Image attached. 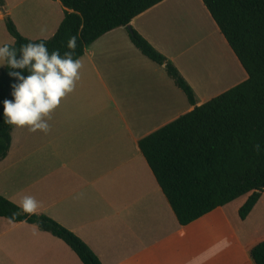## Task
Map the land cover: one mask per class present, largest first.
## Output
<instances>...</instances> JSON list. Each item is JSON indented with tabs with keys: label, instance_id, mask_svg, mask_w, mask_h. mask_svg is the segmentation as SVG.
Wrapping results in <instances>:
<instances>
[{
	"label": "crops",
	"instance_id": "1",
	"mask_svg": "<svg viewBox=\"0 0 264 264\" xmlns=\"http://www.w3.org/2000/svg\"><path fill=\"white\" fill-rule=\"evenodd\" d=\"M2 1L0 45L14 42L6 18L29 40L51 38L63 19L58 0ZM197 16L209 24L207 35ZM130 26L176 67L196 106L247 78L201 0H164ZM199 54L204 87L230 83L206 95L195 70ZM80 60L74 90L46 117L49 130L13 127L0 161V196L20 208L33 197L35 215L74 233L101 264H253L250 250L264 240V191L244 221L238 210L248 195L180 226L139 150L142 138L193 109L164 66L144 57L125 28L100 37ZM221 67L223 76L216 73ZM255 214L263 217L261 228L238 234L233 224L243 226ZM215 243L235 251L213 254L208 246ZM0 264L81 262L49 233L0 218Z\"/></svg>",
	"mask_w": 264,
	"mask_h": 264
},
{
	"label": "trees",
	"instance_id": "2",
	"mask_svg": "<svg viewBox=\"0 0 264 264\" xmlns=\"http://www.w3.org/2000/svg\"><path fill=\"white\" fill-rule=\"evenodd\" d=\"M63 19L49 39L22 37L9 18L5 27L19 49L28 42L44 41L49 50L66 48L77 38L73 59L106 33L125 28L132 45L183 92L193 109L138 142L139 150L178 224L187 226L217 208L244 196L238 210L244 221L264 191V0H201L215 25L245 71L240 84L196 106L195 94L176 67L130 26V22L164 0H58ZM3 1L0 0V7ZM0 71L2 102L11 99L16 83ZM14 126L0 120V161L9 151ZM0 218L25 222L61 240L81 264H101L74 233L44 215L24 213L0 196ZM253 264H264V240L250 250Z\"/></svg>",
	"mask_w": 264,
	"mask_h": 264
},
{
	"label": "clouds",
	"instance_id": "3",
	"mask_svg": "<svg viewBox=\"0 0 264 264\" xmlns=\"http://www.w3.org/2000/svg\"><path fill=\"white\" fill-rule=\"evenodd\" d=\"M43 31V30H42ZM77 38L69 37L65 51L49 50L44 41L28 42L19 49L0 45V68L8 69L7 75L16 81L11 84V99L2 102L0 120L18 128L27 127L30 131L49 130L46 117L71 93L80 78L82 63L73 59ZM37 202L26 196L21 208L24 213L34 214Z\"/></svg>",
	"mask_w": 264,
	"mask_h": 264
},
{
	"label": "rangeland",
	"instance_id": "4",
	"mask_svg": "<svg viewBox=\"0 0 264 264\" xmlns=\"http://www.w3.org/2000/svg\"><path fill=\"white\" fill-rule=\"evenodd\" d=\"M196 19H197V26H199V28H202L201 29V31H200V34L202 35V34H208L209 32V24H207L206 23V21H203L202 20V18L200 17V16H197L196 17ZM192 50H194V49H192ZM193 52V51H192ZM221 52V51H220ZM195 56V55H194ZM194 59H195V70L197 69V77H199V82H198V84L200 85V87H201V90H203L204 92H206L207 94L206 95H208V94H210V93H215L217 90H220L221 88H223L226 84H228V83H230V81L229 82H226V83H224L225 85L223 86V87H218L217 89H215V84L213 85V87H204L203 85H202V80H200L201 79V76L203 75V74H205L206 73V70H205V68H203V66H202V62L200 61V54L198 55V57H193ZM1 69V68H0ZM224 69L221 67L220 69H217V74H219L220 76H223V71ZM261 215V214H260ZM258 217H259V215H257V214H255V216H254V218L252 219V221L251 220H249L248 222H246L243 226H237L236 224H233V227H234V229L236 230V232L238 233V234H241L242 232L241 231H244L245 232V236H249V235H251V234H253V232H254V229L255 228H261V227H259L258 225L262 222V220H263V217L261 216V219H260V221H259V219H258ZM203 230H205V228H203ZM205 232V231H204ZM200 233V232H199ZM205 234H206V236H207V238H210V237H212V233H211V231H210V225H208V227L206 228V232H205ZM208 244H210V243H208ZM208 248H209V250H211L212 251V253L213 254H215V253H217V252H219V251H222L221 253L222 254H226V253H228V254H233L234 253V251H235V248H234V246L233 247H228V248H226V246L225 245H219V244H212V245H210V247L208 246ZM231 264V263H230ZM241 264V263H240Z\"/></svg>",
	"mask_w": 264,
	"mask_h": 264
}]
</instances>
